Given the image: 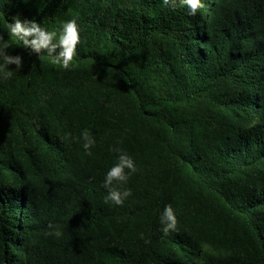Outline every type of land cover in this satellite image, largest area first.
<instances>
[{"label":"trees","instance_id":"obj_1","mask_svg":"<svg viewBox=\"0 0 264 264\" xmlns=\"http://www.w3.org/2000/svg\"><path fill=\"white\" fill-rule=\"evenodd\" d=\"M201 2L0 0L6 40L16 17L80 35L70 70L8 49L0 264H264V0ZM114 146L138 169L122 206L104 203Z\"/></svg>","mask_w":264,"mask_h":264},{"label":"clouds","instance_id":"obj_2","mask_svg":"<svg viewBox=\"0 0 264 264\" xmlns=\"http://www.w3.org/2000/svg\"><path fill=\"white\" fill-rule=\"evenodd\" d=\"M166 6H176V0H162ZM189 9V15H196L200 9L204 7L201 0H180ZM8 39L0 34V79L7 81L12 78L13 72L9 70L10 65H15V69L19 70L23 67V58L19 54H10L8 49L13 46L12 41L16 44H22L27 48H31L36 53L46 52L48 57L52 58V62L59 65L64 70L72 68V61L77 55V46L80 43V35L78 25L75 19L63 22L60 29L48 30L41 26V23L35 20L13 19V22L7 23ZM83 140V148L88 155H92L91 148L96 141L91 132L87 129L81 132ZM111 151L118 154L116 163L109 168L106 173L103 186L107 189V195L104 197V203H113L122 206L124 201L132 195L130 188H124L131 174L138 171L135 161L126 150L120 147H112ZM127 170V171H126ZM160 223L164 226L162 231L167 235L171 231H175L177 227V218L171 204L164 207L160 216ZM49 231L46 235L54 236L59 239L63 233L57 225L51 222L48 224ZM140 238L144 239L145 244L150 243L149 239H145L144 234H140Z\"/></svg>","mask_w":264,"mask_h":264}]
</instances>
